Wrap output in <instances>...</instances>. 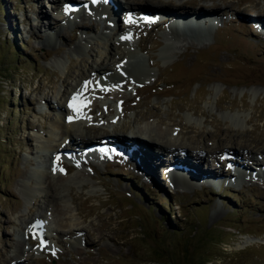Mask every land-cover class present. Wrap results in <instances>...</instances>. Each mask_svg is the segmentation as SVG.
Instances as JSON below:
<instances>
[{"label": "rangeland", "instance_id": "374dc122", "mask_svg": "<svg viewBox=\"0 0 264 264\" xmlns=\"http://www.w3.org/2000/svg\"><path fill=\"white\" fill-rule=\"evenodd\" d=\"M151 1L206 7L222 23L213 33L181 35L133 18L123 45L122 33L96 11L69 17L51 0H0V264H264V34L248 24L264 17V0ZM124 6L121 27L130 21ZM40 8L48 16L38 28ZM82 11L88 29L76 28ZM114 54L133 55L123 66L130 70L139 58L147 76L131 78ZM102 64L109 71L100 73ZM106 74H119L120 83ZM77 93L84 103L80 117L72 116L74 137L131 142L125 127L152 129L164 141L207 150L206 174L231 186L223 193L215 180L189 178L165 156L150 180L128 157L83 152L88 164H56L53 146L64 143L61 123ZM144 134L138 140L146 145ZM231 155L237 163L228 162ZM248 159L263 163L249 167ZM176 169L192 181L172 183ZM50 183L58 207L46 197ZM38 222L45 239L35 233ZM246 240L251 245L241 248Z\"/></svg>", "mask_w": 264, "mask_h": 264}, {"label": "bare ground", "instance_id": "6f19581e", "mask_svg": "<svg viewBox=\"0 0 264 264\" xmlns=\"http://www.w3.org/2000/svg\"><path fill=\"white\" fill-rule=\"evenodd\" d=\"M36 1H39V0H36ZM109 1L112 2V6H111V9L107 8L110 10L108 11L109 14H107L106 20L108 19L107 21L110 22L112 29L114 28L116 30L117 34L122 33V36L118 41L123 45H124V42L127 43L126 39L123 38V37H126V34L124 32L126 27L119 26L121 24L116 25V21H117L116 19H119L120 15H122V13H123L122 9H123L124 5H126V7L124 6L126 8L125 10L129 11L130 14H132V16L134 18H136L137 20L139 18H140V20H154L155 22H159L158 25L159 24L163 25V26L165 25V26H168L169 28L171 26H173V27H175V29H171V30H175L181 35L186 33L187 30H189V29L192 31H195L197 33H200V34L201 33L206 34V32H209V28H210V32H212V31L214 32V30H216V28L219 26V24L222 23V19L219 18L218 16L214 15L213 13H210L209 11H207L206 7H201V8L199 7L196 11L195 10L183 11L184 9L180 5H173V4L170 5V3L167 4V3H163V2L153 3L151 0H140L139 2L134 3V4H133V2H131L132 0H126V2H124V3H119V1H117V0H109ZM51 2H54L55 4H57L56 7H58L59 0H51ZM70 2H72V1H70ZM70 2H69V0H65V3L78 4L76 0H74V2H72V3H70ZM84 2H87V0H84ZM98 3L101 6L103 5L105 7V4L107 2H106V0H102V1L100 0V2H98ZM136 4H137V6H139V8H134V6ZM121 6H122V8H121ZM51 7H53V6H51ZM91 7H92V5H91ZM94 7L99 8L100 6L96 4ZM52 9H55V10L56 9H58V10L63 9V6L61 5V6H59V8L53 7ZM180 10H182V11H180ZM119 11H121V13H120V15H117V13ZM189 12H191V13H189ZM68 13L70 14L69 11H68ZM36 14H35L34 20L36 21V23H37L36 25L38 26V28H41V26H43V24H44V19L46 18V16H48V14L45 13L44 10H42L41 8L39 10H37ZM82 14H83V11H82ZM261 16L260 15L255 16V18H252L250 23H248V24L250 26L253 25L256 29L258 28L260 30V33L264 34V17H261ZM110 18H113V19H110ZM81 19L82 20L76 24V28L88 29L89 27L86 24L87 19H86V16L84 14H83ZM187 23H189V24H187ZM36 25L33 26V28H37ZM49 25L51 26V24H49ZM156 25H157V23H156ZM198 25H201V26H198ZM138 46H139V49L142 51L143 48H141L140 45H138ZM114 58L117 59V65L119 66V68L121 70H123V72L128 74L131 78L133 77V78L142 79V78H145L147 76V75L144 76V74H143L144 72L139 71L142 67V61L139 58H135V60H136L135 69L138 67L137 70H134V69L130 70V69H127L126 67H123L124 64L126 63V60L133 58V55L122 56L119 54H114ZM122 63H123V65H122ZM107 71H109L108 67H106L105 64H102V66L99 69V72L100 73H106ZM107 76H108V74L104 75V77H106V78H107ZM110 77L112 78L111 81H110L111 78H109V79L107 78V79L109 80V83H113V85H116V84L120 83V81H121L119 74H113V75H110ZM89 78L91 79V76H89ZM88 93H90V92L87 91L86 94H88ZM112 93L113 92L105 91V92H102V95H109L110 94L109 96H111ZM80 96H79V100H81L84 95L82 96V94H80ZM62 97H65V95L63 94ZM62 97H61V100H62ZM68 101H69V99L67 98V101H65L66 105H67ZM44 104H45V102H44ZM123 105H124V103L121 104L122 107H123ZM63 107H60V108L62 111L64 110V112H65V109H64L65 107L64 108ZM74 107H76L77 111H73L72 108H69V109H71L70 110L71 117L73 116V117H76V119H77L81 115L83 103L82 102L75 103ZM93 107L91 108L92 110L90 109L89 113H91V112L96 113L97 105L94 108ZM57 110L60 112V110L58 108H57ZM107 111H109V108H107ZM156 114H157V112H154V114L151 116H156ZM68 118H69L68 116H64L63 121L61 123L62 130L60 133V140L63 141L64 143L59 144V145L57 144V146H55V145L53 146V151L55 152V154L59 155L61 158L66 157V159H68V157H69L71 160L81 161V159L83 158V156L81 154H83V152H86L88 150V148L94 146L95 148H97L95 154H97V152L102 153V152H106L107 150H109V151H111V153H115V154L116 153L117 154L123 153V154L130 155L134 164L138 165V166L136 165V167L139 168L138 170H140V171L142 170L148 176L151 175V176L155 177L157 170H158L157 164H159V163L163 164V162H165L163 156L167 157L165 152L168 151L169 154H171L174 157V158H172V160L167 161L170 163L169 166L180 167L181 172L188 175L189 178L191 176L192 177L195 176L198 178H202V180L204 179L206 181L215 180V182L218 181L217 184H219L221 181H223V179L218 178V176L216 175L215 172H211V173L206 174L205 168L203 167V162L205 160L204 159L205 153L208 151L205 150L204 148H203L204 150H202V148L201 149H194V148L185 147L182 144L179 145V144H177V142L172 141V140L164 141L163 139L166 137L162 133L156 134L152 129H145V130H139L138 131L136 129L132 130V129H130V127H125L124 130L127 132H130L131 137H133L132 143L127 139L117 138V137L112 138L110 136V134H107L106 135L107 137L103 136L104 139L99 141L98 143L96 142L97 144H95V142H91L90 138L83 135V134L77 135V137H74V135H72L69 132L70 130H74V129H72V127H71L73 125V123L69 122ZM82 124H84V123L81 122L80 125L82 126ZM88 127H87V129H92L91 127H89V128ZM142 132L145 133L144 134L145 138L142 139V141H145L147 143L146 145L142 144L141 141L139 142V140H138L139 136H140V139H141V137H143ZM73 146H75L77 148L75 149V147H73ZM70 148L72 149L71 150L72 152H70ZM158 149L161 151H158ZM173 151H178L179 153L183 154L184 157L183 158L177 157V155H174ZM261 151H262V153H264V150H261ZM62 152H66V153L61 154ZM68 153H70L69 156H68ZM237 153H236V155H237ZM185 154L186 155H188V154L192 155L193 154V156H195V158L197 159V163L194 164L193 161H191L188 157L185 156ZM233 154H235V153H233ZM111 155L113 156V154H111ZM178 156H180V155H178ZM232 158L234 159V161L237 160L236 157H232ZM113 159H115L114 156H113ZM154 159L156 161H154ZM82 161L86 164L89 163V161H87V159L85 160V158H84V160L82 159ZM172 161H173V163H172ZM261 162H260V160L248 159L247 166L250 167L253 164L258 165V163L262 164L263 162L262 163ZM231 163H234V162L231 161ZM235 163H237V161H235ZM120 165L122 167H124L126 164L125 165L120 164ZM106 166H107V163H106L105 167ZM231 166H233V164H231ZM65 167H68V166H65ZM182 167H183V170H182ZM70 168H65V171L67 174L70 173L71 170H73L71 166H70ZM184 169H186V171H185L186 173L184 172ZM177 171L178 170L176 169V171H175L176 173L174 176L168 175V177H170L172 179V181L179 182L180 179L184 180V181H186V180H188L190 182L192 181L188 178L181 177L180 176L181 173L177 174L180 171H178V172ZM234 171L237 172V174H238V172L240 173V171H238V170H234ZM237 174H236V176H238ZM165 176H167V173ZM57 182L62 183L63 179L58 178ZM55 184H56V182H55ZM219 187H221V185ZM56 189H57L56 186L52 185V183H50L49 190L47 192L46 197L50 198L52 200V203H55V205L58 207V203L56 202L57 201ZM56 210L58 211L59 209L57 208ZM77 215H78V213H77ZM42 228H40V229H42ZM37 230H39L38 226H37V229L35 232L36 234H37ZM73 231H74V233L77 234L78 231H81V229H75ZM39 235H41V233H39ZM42 237L45 239L44 235ZM6 239L9 240L8 237ZM33 243L35 244V242H33ZM249 245H251L250 241L246 240L243 243V246L241 248H245Z\"/></svg>", "mask_w": 264, "mask_h": 264}, {"label": "snow or ice", "instance_id": "6c2138e0", "mask_svg": "<svg viewBox=\"0 0 264 264\" xmlns=\"http://www.w3.org/2000/svg\"><path fill=\"white\" fill-rule=\"evenodd\" d=\"M149 22H151V21H149ZM123 38H124V39H127L128 37H123ZM88 83H89V82H85V86H87ZM79 96H80L79 93H77L76 95H74V96L72 97V101H70V103H69V107L72 108L73 111H77L76 107H74V104H75V102L78 101ZM68 119H69V122H71L72 117H69ZM57 160H59V157H57ZM54 171H55V169H54ZM43 243H44V241L41 240V244H43Z\"/></svg>", "mask_w": 264, "mask_h": 264}, {"label": "trees", "instance_id": "16d2710c", "mask_svg": "<svg viewBox=\"0 0 264 264\" xmlns=\"http://www.w3.org/2000/svg\"><path fill=\"white\" fill-rule=\"evenodd\" d=\"M22 46H24L23 44H21ZM135 184L137 185V186H139L140 185V183H138V182H135ZM145 193H146V195H148V196H150L151 195V191L150 190H145ZM232 194V193H231ZM227 196H230L229 194H227ZM231 197V196H230ZM234 199V198H233ZM166 201H167V203H169V208L170 209H172V202H171V200H170V198H167L166 199ZM163 208L166 210V208H165V206H163ZM168 208V207H167ZM170 214H171V212H170Z\"/></svg>", "mask_w": 264, "mask_h": 264}]
</instances>
